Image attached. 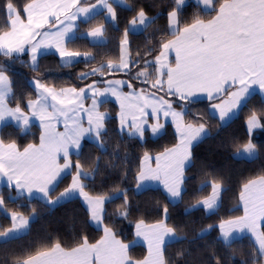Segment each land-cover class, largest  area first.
Returning a JSON list of instances; mask_svg holds the SVG:
<instances>
[{
	"label": "snow or ice",
	"instance_id": "1",
	"mask_svg": "<svg viewBox=\"0 0 264 264\" xmlns=\"http://www.w3.org/2000/svg\"><path fill=\"white\" fill-rule=\"evenodd\" d=\"M190 6L187 0H2L0 220L8 223H0V264H228L245 233L256 245L252 264H264V142L252 136L264 129V107L250 110L247 139L234 141V157L261 166L239 184L233 214L199 228L195 221L170 222L171 207L184 201L188 171L197 166V149L213 135L211 121L229 126L258 91L264 102V0H195L189 14ZM121 12L130 14L122 28ZM110 28L118 35L110 36ZM137 35L143 43H134ZM50 52L61 67L86 62V70L75 83L50 79L41 64ZM17 62L31 75L17 72ZM204 98L206 110L195 108ZM111 103L115 114L106 107ZM170 128L173 142L155 151L143 147L133 165L125 137L146 145ZM86 139L94 153H85ZM199 169V191L210 192L184 211L216 216L230 190L228 176L203 160ZM160 185L166 202L150 220L133 197ZM117 200L110 216L106 205ZM76 201L84 218L72 215L67 239L45 231L13 247L46 213ZM119 221L134 226L135 239ZM137 243L145 246L139 255L132 251Z\"/></svg>",
	"mask_w": 264,
	"mask_h": 264
},
{
	"label": "trees",
	"instance_id": "2",
	"mask_svg": "<svg viewBox=\"0 0 264 264\" xmlns=\"http://www.w3.org/2000/svg\"><path fill=\"white\" fill-rule=\"evenodd\" d=\"M17 2L22 4L24 0H17ZM164 2L167 3L168 0H164ZM0 3H2V0H0ZM187 3L191 5L187 8V12L190 14L195 8V3L191 0H187ZM128 15L130 14L121 12V28L124 26L125 17ZM0 22H2V20H0ZM160 23L163 24V20H161ZM109 35L115 37L116 35H118V33L112 31V29L110 28ZM133 40L134 43H143L144 36H134ZM115 44L116 42L115 40H113V43L112 45H110V47L115 48ZM25 59H27V57H25ZM41 64L42 70H48L49 78H54L57 80V82L63 80L69 83H75L76 74L82 70H86V62L76 63L70 67H61L58 57L53 54L44 56L41 60ZM15 67L17 72L24 75H31L30 69L19 64V62H17ZM18 79L21 83L23 82V76L18 77ZM208 103L209 102L207 100H202L199 104L195 105V108L206 110ZM106 107L111 109L113 111V114H115V112L117 111V107L113 103L106 105ZM261 107H264V102H262L261 97L256 94L254 95L252 100H250L248 106L243 108L238 113L237 117L231 122L229 126L220 128L219 122L217 120L211 121L213 135L210 138L206 139L197 149V166L188 171L189 180L187 181V191L185 193L184 201L176 205L175 207H171L170 222L181 223L195 221L194 226L196 228H199L207 223L214 222L218 219V216L233 214L230 210L237 204L239 184L243 181V179H245L249 175H252L254 170H258L261 166V161L249 163L245 159L234 157V141L236 143H240L247 139L248 134L246 128V117L250 114V110L252 108L259 109ZM116 123L117 122L115 120L112 121L113 126H115ZM33 131H36V129L34 128ZM112 135V143L117 142L119 140V137L116 136L115 133H113ZM252 136L257 143L264 142V129L258 128L254 130ZM27 139H31V136L27 137ZM171 142H173L171 128L169 129V134L166 137H163L161 139L150 138L148 139L146 145L137 139L129 140L127 137H125L124 140V143H126L129 147V151L133 153V165L135 164V156L142 151L143 147L146 146L155 151L159 150L161 145ZM84 144V151L86 154L90 151L93 153L96 151L93 147L92 142L84 141ZM201 160L206 161L213 168H223L226 175L228 176L227 183L230 190L224 193L223 207L216 216L205 215V211L203 209L192 210L190 215L188 213H185L184 211V209L189 204L194 202L195 197L201 194H208L210 192V188L204 189L203 193H200L199 191L201 180L203 179L199 169V163ZM132 183L133 181L129 180V186H131ZM156 201H159V204H157ZM133 202L134 206L138 204L141 210L146 211L148 218L151 220L158 217L159 212L157 211V208H159L164 202H166V195L160 189H157L155 191L145 193L144 195H141L139 197L134 196ZM33 203L36 202L33 201ZM119 203L120 201L117 200L112 204L106 205L110 216L115 213V211L117 210V205ZM73 214H75L78 219L84 218V212L81 207L80 201H76L72 204L57 208L50 214L46 213L43 219L33 225L32 235L24 237L22 240L15 242L13 247H24L33 240L37 233H43L45 231L51 232L53 234L59 233L67 239L70 235L69 229L73 222L71 219ZM0 223L7 224L8 221L0 220ZM118 223L119 227L123 229L125 236H127L129 240H132L134 226L129 224L128 221H119ZM77 227H82V225L77 224ZM88 232L91 237L98 236L97 231L93 228H89ZM212 235H215V233H213ZM254 247H256V245L249 236H243L239 238L237 243L234 245V248L236 250L235 257L234 259L229 260L228 264H241V260L243 259H247L248 264H252L251 257ZM132 251L134 254L139 255L144 252L145 249L143 247H133ZM172 251H174V249L170 248L169 252L171 253Z\"/></svg>",
	"mask_w": 264,
	"mask_h": 264
},
{
	"label": "crops",
	"instance_id": "3",
	"mask_svg": "<svg viewBox=\"0 0 264 264\" xmlns=\"http://www.w3.org/2000/svg\"><path fill=\"white\" fill-rule=\"evenodd\" d=\"M194 2H195V0H193ZM49 54H52L51 52L49 53ZM54 55V54H53ZM55 56H57V55H55ZM58 57V56H57ZM257 95H259L260 97H261V94L259 93V91L257 92ZM202 100H207L206 98H204V99H202ZM113 104H115V103H113ZM116 105V104H115ZM116 107H117V110H118V106L116 105ZM258 129V128H257ZM256 130V129H255ZM152 139H155V138H152ZM138 140V139H137ZM85 141H89V142H92L91 140H89V139H86ZM239 158V157H238ZM157 189H160L164 194H165V192L163 191V188H162V185H160V186H155ZM166 195V194H165ZM243 236H249V234L248 233H245V234H243L241 237H243ZM240 237V238H241ZM133 239H135V237H134V230H133ZM132 239V240H133ZM134 247H143L144 249H145V246L142 244V243H137Z\"/></svg>",
	"mask_w": 264,
	"mask_h": 264
},
{
	"label": "rangeland",
	"instance_id": "4",
	"mask_svg": "<svg viewBox=\"0 0 264 264\" xmlns=\"http://www.w3.org/2000/svg\"><path fill=\"white\" fill-rule=\"evenodd\" d=\"M191 1H193V0H191ZM194 2V1H193ZM195 3V2H194ZM238 158V157H237ZM249 237L252 239V241L254 242V238L253 237H251V235L249 234Z\"/></svg>",
	"mask_w": 264,
	"mask_h": 264
}]
</instances>
